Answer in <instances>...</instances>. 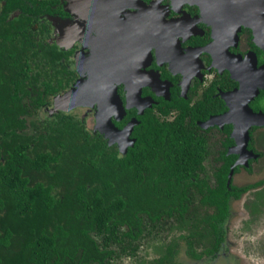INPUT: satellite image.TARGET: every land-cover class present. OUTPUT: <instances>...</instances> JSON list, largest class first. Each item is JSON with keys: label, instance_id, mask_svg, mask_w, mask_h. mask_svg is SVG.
Masks as SVG:
<instances>
[{"label": "trees", "instance_id": "obj_1", "mask_svg": "<svg viewBox=\"0 0 264 264\" xmlns=\"http://www.w3.org/2000/svg\"><path fill=\"white\" fill-rule=\"evenodd\" d=\"M2 1L0 264H116L137 257L148 240L160 245L155 264L227 258L231 199L264 180L234 186L236 154H222L224 164L207 169L209 143L182 119L142 122L134 146L122 151L71 114L39 118L58 92L50 75L64 55L36 40L26 0ZM18 8L23 13L12 17Z\"/></svg>", "mask_w": 264, "mask_h": 264}, {"label": "flooded vegetation", "instance_id": "obj_2", "mask_svg": "<svg viewBox=\"0 0 264 264\" xmlns=\"http://www.w3.org/2000/svg\"><path fill=\"white\" fill-rule=\"evenodd\" d=\"M25 2L32 8L29 16L34 19L36 40L56 45L64 55L58 71L51 65V87L58 92L43 103L39 118L71 114L92 135L122 151L125 145L116 141L111 126L122 131L130 122L134 124L129 136L134 146V129L142 122L182 119L209 143L207 169L221 167L222 154H236L231 168L241 165V169L233 176L234 186L236 175L257 169L263 153L256 131L263 126L250 124L245 146L243 135L237 134L243 154L237 151L235 134L250 116L247 106L243 107L255 89L259 93L248 102L249 107L254 113H264V106L259 105L264 99V0ZM22 13L18 8L12 17ZM43 65L35 72L43 71ZM61 66L68 67L67 71ZM40 86L44 91V85ZM114 89L120 99H113ZM77 91L79 105L73 109L68 108L70 103H58ZM228 135L236 143L228 144ZM204 178L201 173L200 183ZM207 182L214 185V177ZM224 248L229 252L228 244Z\"/></svg>", "mask_w": 264, "mask_h": 264}, {"label": "rangeland", "instance_id": "obj_3", "mask_svg": "<svg viewBox=\"0 0 264 264\" xmlns=\"http://www.w3.org/2000/svg\"><path fill=\"white\" fill-rule=\"evenodd\" d=\"M259 105L264 106V99L259 102ZM262 109L264 110V108ZM256 135L261 138L258 149L263 153V156L255 171H243L236 175L238 181H234V184L238 187L248 186L251 184L248 183L250 181L258 183L260 180H264V126L257 129ZM244 138L241 137L242 140ZM255 190L251 194L244 193L239 199H232V212L227 225L226 241L228 253L232 259L231 257L230 259H221L219 264H230L229 262H233V264H264V185ZM167 236L171 237V234ZM151 241H147L148 243L141 248L137 257L124 256L118 259L116 264H155V259L161 256L157 249L160 248V245ZM224 254L226 253H222L223 257ZM189 263L192 262L189 261Z\"/></svg>", "mask_w": 264, "mask_h": 264}, {"label": "water", "instance_id": "obj_4", "mask_svg": "<svg viewBox=\"0 0 264 264\" xmlns=\"http://www.w3.org/2000/svg\"><path fill=\"white\" fill-rule=\"evenodd\" d=\"M112 92H113V97H114L113 99H116V98L117 99H120V97L117 94V90L116 89L112 90ZM77 93H78V91H77ZM258 93H259V91H257L255 89L254 94L253 95H250L247 98V102L245 103V106L243 107V109L247 106L246 109L248 111V114H250V116L248 117L247 120H245V121L243 120L244 121L242 123L243 124V127H242V125H240V127L237 128L238 130H241V132L244 134L245 139H247V137H249V127H250V124L264 126V113L263 112L254 113L252 111V109L249 107V103H248ZM78 98H79V96H78ZM117 102L119 103V106H120L121 105V101H118L117 100ZM77 105H79V104H75L74 106L70 105L68 108L70 109L71 106L72 107H75ZM121 109L124 110L123 107H121ZM108 123L112 125L110 118L108 119ZM133 126H134V124H131V122H130L128 124V126L124 130H122V131H119L114 126H111V127H113V130L117 134L115 136L116 137V141H120V142H123L124 143V145H125V151H127V146L131 145V139H130L129 136L131 134V130L133 129ZM124 140H125V142H124ZM232 175H233V170L230 173L229 183H230V179H231Z\"/></svg>", "mask_w": 264, "mask_h": 264}, {"label": "bare ground", "instance_id": "obj_5", "mask_svg": "<svg viewBox=\"0 0 264 264\" xmlns=\"http://www.w3.org/2000/svg\"><path fill=\"white\" fill-rule=\"evenodd\" d=\"M233 70V69H232ZM104 88V87H103ZM107 88H109V90H110V87H107ZM105 89V88H104ZM95 90V89H94ZM97 91V90H96ZM106 94V93H105ZM108 97V96H107ZM61 100H59L58 101V103H65V104H67V103H70V105H72V106H74L75 104H79V102H78V93H71V94H69L68 96H65V97H62V98H60ZM101 100V99H100ZM100 102V101H99ZM241 103H242V101H241ZM70 105H68V107L70 106ZM243 123V122H242ZM240 125H242V127H243V124H239V126L238 127H240ZM237 127V128H238ZM237 134H242L243 135V137H244V134L241 132V130H238V133H236L235 134V137H236V140H237V142H238V144H237V146H238V148H237V151H239V153H241V154H243V152H242V145L243 146H245L246 144H248L249 143V138H247V139H243V144L241 145V141H242V139H241V141H239V139L237 138ZM239 138H240V136H239ZM237 153V152H236ZM238 164V163H237ZM233 170V169H232ZM233 176V175H232ZM232 178V177H231Z\"/></svg>", "mask_w": 264, "mask_h": 264}]
</instances>
